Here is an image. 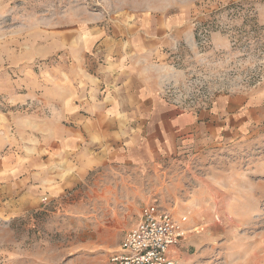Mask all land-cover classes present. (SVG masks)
<instances>
[{
  "label": "rangeland",
  "instance_id": "obj_1",
  "mask_svg": "<svg viewBox=\"0 0 264 264\" xmlns=\"http://www.w3.org/2000/svg\"><path fill=\"white\" fill-rule=\"evenodd\" d=\"M136 15L189 30L169 33L162 95L193 112L222 97L240 125L49 183L40 209L0 214V264H104L147 203L187 217L186 264H264V0H0V111L50 115L76 67L96 61L94 33Z\"/></svg>",
  "mask_w": 264,
  "mask_h": 264
},
{
  "label": "crops",
  "instance_id": "obj_2",
  "mask_svg": "<svg viewBox=\"0 0 264 264\" xmlns=\"http://www.w3.org/2000/svg\"><path fill=\"white\" fill-rule=\"evenodd\" d=\"M122 22L112 32L94 33L100 46L96 61L76 67L72 92L55 97L50 115L0 111L4 217L40 209L49 183L63 190L65 182L81 181L106 159L160 156L203 131L216 136L226 126L240 125L241 111L222 97L213 108L193 112L177 108L160 92L158 73L172 45L169 33L177 40L190 37L177 17L136 15ZM190 243L185 237L176 257L183 261Z\"/></svg>",
  "mask_w": 264,
  "mask_h": 264
},
{
  "label": "built area",
  "instance_id": "obj_3",
  "mask_svg": "<svg viewBox=\"0 0 264 264\" xmlns=\"http://www.w3.org/2000/svg\"><path fill=\"white\" fill-rule=\"evenodd\" d=\"M186 221V216L176 217L156 203L145 204L126 232L120 250L104 264H186L176 257L188 231Z\"/></svg>",
  "mask_w": 264,
  "mask_h": 264
}]
</instances>
